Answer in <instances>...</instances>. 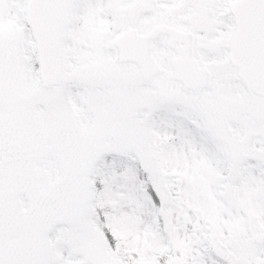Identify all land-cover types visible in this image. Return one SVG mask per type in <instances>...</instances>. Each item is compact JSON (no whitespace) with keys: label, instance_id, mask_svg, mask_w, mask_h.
Instances as JSON below:
<instances>
[{"label":"snow or ice","instance_id":"obj_1","mask_svg":"<svg viewBox=\"0 0 264 264\" xmlns=\"http://www.w3.org/2000/svg\"><path fill=\"white\" fill-rule=\"evenodd\" d=\"M0 264H264V0H0Z\"/></svg>","mask_w":264,"mask_h":264}]
</instances>
